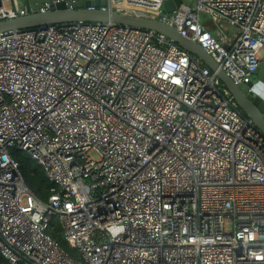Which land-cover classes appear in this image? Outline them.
<instances>
[{
  "label": "built area",
  "instance_id": "obj_1",
  "mask_svg": "<svg viewBox=\"0 0 264 264\" xmlns=\"http://www.w3.org/2000/svg\"><path fill=\"white\" fill-rule=\"evenodd\" d=\"M6 1L0 21L25 13ZM163 2L84 8L173 27L235 85L264 61V0H182L169 12ZM12 149L52 183L46 203ZM54 218L73 253L48 233ZM0 254L8 264H264V137L163 34L83 21L0 32Z\"/></svg>",
  "mask_w": 264,
  "mask_h": 264
},
{
  "label": "water",
  "instance_id": "obj_2",
  "mask_svg": "<svg viewBox=\"0 0 264 264\" xmlns=\"http://www.w3.org/2000/svg\"><path fill=\"white\" fill-rule=\"evenodd\" d=\"M17 1L18 5L24 8L25 13L0 21V32L83 21L112 22L118 25L138 27L163 34L181 49L198 58L215 74L216 78L233 97L239 110L252 121L257 132L264 137V61L260 62L257 70L249 78L235 85L196 41L182 37L173 27L159 21L99 9L86 10L82 7L83 5L97 6L98 2L95 0H57L46 12H38L36 9L41 4L51 2L52 0ZM67 1L70 2L72 9L67 8ZM181 2L182 0H164V12L171 11ZM99 4L104 5L105 1L100 0ZM223 24L226 25L225 23ZM227 28L229 31L233 30L229 25H227Z\"/></svg>",
  "mask_w": 264,
  "mask_h": 264
},
{
  "label": "trees",
  "instance_id": "obj_3",
  "mask_svg": "<svg viewBox=\"0 0 264 264\" xmlns=\"http://www.w3.org/2000/svg\"><path fill=\"white\" fill-rule=\"evenodd\" d=\"M11 154L15 161L18 163L24 180L33 194L40 202L46 203L47 198L50 195V188L52 186V183L45 177L41 166L33 162L24 152L12 149ZM51 226L52 229H49L48 233L52 236V238L56 239L61 247H63L67 251H70V253H73L72 249L69 248L67 243L62 239V236L59 232L57 220L55 218L52 219ZM0 264H8L1 254Z\"/></svg>",
  "mask_w": 264,
  "mask_h": 264
},
{
  "label": "crops",
  "instance_id": "obj_4",
  "mask_svg": "<svg viewBox=\"0 0 264 264\" xmlns=\"http://www.w3.org/2000/svg\"><path fill=\"white\" fill-rule=\"evenodd\" d=\"M6 2H9V6L7 7H17V8L21 7L20 9H23L21 5H18L17 0H7ZM204 23H206L208 26H211L210 22L204 21Z\"/></svg>",
  "mask_w": 264,
  "mask_h": 264
},
{
  "label": "rangeland",
  "instance_id": "obj_5",
  "mask_svg": "<svg viewBox=\"0 0 264 264\" xmlns=\"http://www.w3.org/2000/svg\"><path fill=\"white\" fill-rule=\"evenodd\" d=\"M184 1L187 2V0H184ZM5 6H6V7L9 6V2H5ZM206 20H207V19H203V21H206ZM262 54H263V52L261 51V52L259 53V55L262 56ZM91 156H92V157H98V154H97L96 152L93 151V152L91 153Z\"/></svg>",
  "mask_w": 264,
  "mask_h": 264
},
{
  "label": "bare ground",
  "instance_id": "obj_6",
  "mask_svg": "<svg viewBox=\"0 0 264 264\" xmlns=\"http://www.w3.org/2000/svg\"><path fill=\"white\" fill-rule=\"evenodd\" d=\"M89 1H90V0H89ZM95 1H97V2H98V4H97V5H100V4H99V1H100V0H95ZM104 1H105V0H104ZM82 3H84V1H82ZM84 6H86V5H83L82 7L84 8ZM226 26H227V24H226ZM201 63H202V62H201ZM202 64H203V63H202ZM203 65H204V64H203ZM206 67H207V66H206Z\"/></svg>",
  "mask_w": 264,
  "mask_h": 264
}]
</instances>
